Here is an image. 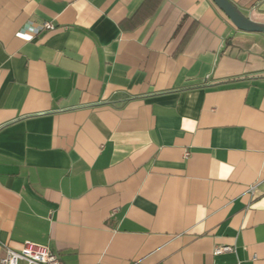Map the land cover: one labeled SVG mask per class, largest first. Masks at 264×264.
<instances>
[{
	"label": "crops",
	"instance_id": "1",
	"mask_svg": "<svg viewBox=\"0 0 264 264\" xmlns=\"http://www.w3.org/2000/svg\"><path fill=\"white\" fill-rule=\"evenodd\" d=\"M26 242L264 264V35L213 0H0V258Z\"/></svg>",
	"mask_w": 264,
	"mask_h": 264
},
{
	"label": "built area",
	"instance_id": "2",
	"mask_svg": "<svg viewBox=\"0 0 264 264\" xmlns=\"http://www.w3.org/2000/svg\"><path fill=\"white\" fill-rule=\"evenodd\" d=\"M56 26L53 23L45 22L39 25L34 30L35 33L55 30ZM231 247H222L216 249L215 253L221 254L231 252ZM0 264H63L59 255L53 252L50 248L26 242L20 250H14L6 247L4 255L0 258ZM240 264V263H236Z\"/></svg>",
	"mask_w": 264,
	"mask_h": 264
},
{
	"label": "water",
	"instance_id": "3",
	"mask_svg": "<svg viewBox=\"0 0 264 264\" xmlns=\"http://www.w3.org/2000/svg\"><path fill=\"white\" fill-rule=\"evenodd\" d=\"M230 19L232 24L243 32L264 34V24L258 23L243 14L230 0H213Z\"/></svg>",
	"mask_w": 264,
	"mask_h": 264
},
{
	"label": "trees",
	"instance_id": "4",
	"mask_svg": "<svg viewBox=\"0 0 264 264\" xmlns=\"http://www.w3.org/2000/svg\"><path fill=\"white\" fill-rule=\"evenodd\" d=\"M264 35V34H263Z\"/></svg>",
	"mask_w": 264,
	"mask_h": 264
}]
</instances>
